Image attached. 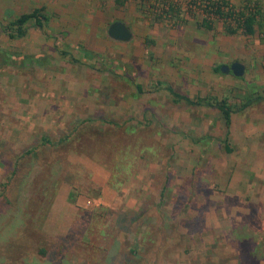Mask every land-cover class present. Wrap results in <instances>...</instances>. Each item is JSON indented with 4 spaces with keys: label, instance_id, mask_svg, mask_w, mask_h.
Listing matches in <instances>:
<instances>
[{
    "label": "rangeland",
    "instance_id": "obj_1",
    "mask_svg": "<svg viewBox=\"0 0 264 264\" xmlns=\"http://www.w3.org/2000/svg\"><path fill=\"white\" fill-rule=\"evenodd\" d=\"M247 1L253 36L207 0H0V26L49 17L20 39L0 27L16 59L0 66V264H264V0H229ZM233 62L242 78L214 72ZM78 129L94 135L71 146Z\"/></svg>",
    "mask_w": 264,
    "mask_h": 264
},
{
    "label": "trees",
    "instance_id": "obj_2",
    "mask_svg": "<svg viewBox=\"0 0 264 264\" xmlns=\"http://www.w3.org/2000/svg\"><path fill=\"white\" fill-rule=\"evenodd\" d=\"M206 8L210 15L221 19L224 23V31L227 35H235L238 32H241L245 36H253L256 33L257 28L262 29V13L261 8L255 2L247 1L246 4L240 9L235 8L230 4L229 0H207ZM116 4L122 5L123 0H115ZM49 17L46 15L43 8H34L28 13H22L17 16L14 20L10 21L6 25H1V30L7 35L9 39H20L27 35L28 28H32L43 31L45 27L48 26ZM202 28L206 30L212 29V22L204 19L201 23ZM82 56L85 58L96 59L98 56L90 53L88 51H82ZM65 54V55H64ZM63 56H67L63 52ZM12 60H16L15 57H12L7 52L0 50V66L12 64ZM220 67L217 66L214 69V72L220 73ZM159 85H162L160 82ZM165 89L173 96L176 102L185 101L189 105L195 106V104H205L207 106H214L209 99L197 100L198 103H194L187 95L180 94L175 92L169 85H164ZM136 91L139 93L141 91V86H136ZM196 102V101H195ZM251 104V100H248L242 107L245 108ZM216 108L219 110L221 117L224 121L226 128H229L231 125V115L232 109L228 104L226 98L216 102ZM85 135L86 140H88L94 134H82L78 129L74 134L71 135V142L76 146L79 145V138ZM51 141L48 138H42L41 146L51 145ZM82 150V149H81ZM229 152V149H226ZM30 153V152H27Z\"/></svg>",
    "mask_w": 264,
    "mask_h": 264
},
{
    "label": "water",
    "instance_id": "obj_3",
    "mask_svg": "<svg viewBox=\"0 0 264 264\" xmlns=\"http://www.w3.org/2000/svg\"><path fill=\"white\" fill-rule=\"evenodd\" d=\"M107 36L116 42L127 43L133 38V34L125 23L115 21L108 26ZM222 74H231L235 78H242L245 74V67L242 63L233 62L230 65L220 67Z\"/></svg>",
    "mask_w": 264,
    "mask_h": 264
},
{
    "label": "crops",
    "instance_id": "obj_4",
    "mask_svg": "<svg viewBox=\"0 0 264 264\" xmlns=\"http://www.w3.org/2000/svg\"><path fill=\"white\" fill-rule=\"evenodd\" d=\"M240 63V62H239ZM225 65H228V64H225ZM230 65V64H229ZM245 67V66H244ZM223 75H226V74H223ZM227 75H230V76H232L231 74H227ZM233 77V76H232ZM237 79H239V78H237ZM231 124H232V115H231ZM231 126V125H230ZM230 128V127H229ZM229 128H227V129H229ZM248 129L249 128H246V131H248ZM230 131H231V129H230ZM244 132H245V130H244ZM246 150H248V149H246ZM95 182H97L96 180H94ZM65 191H64V189H63V191H62V193H64ZM64 195L63 196H61V198L60 199H58V202L59 203H57V200H56V206H65L66 205V203H64L65 201H63L64 200ZM66 199V198H65ZM69 208V207H68ZM71 222V221H70ZM61 230H63V229H61Z\"/></svg>",
    "mask_w": 264,
    "mask_h": 264
}]
</instances>
